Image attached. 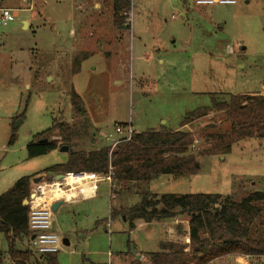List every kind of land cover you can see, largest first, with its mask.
I'll return each instance as SVG.
<instances>
[{"label": "rangeland", "instance_id": "obj_1", "mask_svg": "<svg viewBox=\"0 0 264 264\" xmlns=\"http://www.w3.org/2000/svg\"><path fill=\"white\" fill-rule=\"evenodd\" d=\"M0 3L15 17L0 26V195L22 177L47 180L46 168L67 161L58 150L27 157L31 138L54 121L78 130L71 150L113 149L121 139L116 125L130 124L138 133L176 131L187 113L211 105L213 95L224 99L264 86V0L212 7L194 0H131L122 28L114 26L112 0ZM207 123L222 132L229 128L221 114L208 115L199 127ZM12 128L15 141L9 144ZM198 163L196 175L162 176L135 189L138 195L112 199L109 183L101 180L92 199L60 205L52 229L69 245L57 253V263L143 262L146 253L158 250L167 229L186 227L184 215L135 221L131 230L121 218L110 220V211L134 205L143 192L219 194L236 201L264 192L263 140L239 142L225 156H203ZM14 247L27 249V239ZM8 251L0 233L2 264H12ZM33 256L32 264H44ZM236 258L209 264H239ZM249 261L264 264V256Z\"/></svg>", "mask_w": 264, "mask_h": 264}, {"label": "trees", "instance_id": "obj_2", "mask_svg": "<svg viewBox=\"0 0 264 264\" xmlns=\"http://www.w3.org/2000/svg\"><path fill=\"white\" fill-rule=\"evenodd\" d=\"M1 4V3H0ZM131 0H112L114 26L122 28V13L129 12ZM74 100H77L75 97ZM75 105L78 112L80 108ZM210 114H221L229 128L224 132L213 123L199 127ZM193 127L194 130L183 127ZM126 126V125H122ZM77 129L65 121H54L50 128L34 135L26 146L27 157L47 155L61 146L72 148ZM86 134L83 133V136ZM257 139L264 141V86L256 93L213 95L211 105L187 113L181 129L170 132H133L129 140L98 150H71L67 161L48 167L44 175L51 181L67 173L106 175L112 169L111 198L136 194L162 176L191 177L198 173V158L225 156L234 144ZM15 141V132L9 144ZM32 180L22 177L0 195V233L9 244L12 264H32L34 254L27 248L15 249L16 241L30 237L28 206ZM264 192L248 193L239 201L219 194L157 195L143 192L131 206L110 211V220L121 218L134 228L135 221L146 224L188 218L186 227L176 224L158 250L146 253V261L135 264H209L223 257L264 256ZM39 256L44 264H58L56 254ZM0 264L2 256L0 255Z\"/></svg>", "mask_w": 264, "mask_h": 264}, {"label": "built area", "instance_id": "obj_3", "mask_svg": "<svg viewBox=\"0 0 264 264\" xmlns=\"http://www.w3.org/2000/svg\"><path fill=\"white\" fill-rule=\"evenodd\" d=\"M238 0H194V4L199 7L212 6H233ZM15 17L13 10L0 6V26L6 27L14 22ZM134 130L130 124L126 126L116 125L115 133L120 135L122 140H129ZM117 144V143H116ZM112 169L109 168L106 175L95 173H67L60 180L53 178L48 181L41 178L37 184H33L31 194L33 198L28 202V228L30 237L27 239V248L34 255L56 254L61 251L63 239H60L52 230L53 212L52 204L63 201L65 199L56 197V191L61 193H69L72 196L71 200L92 199L96 192L98 183L101 180H106L112 187ZM33 237V238H32ZM144 260L143 256H140ZM237 263L252 264L248 257L237 256Z\"/></svg>", "mask_w": 264, "mask_h": 264}, {"label": "water", "instance_id": "obj_4", "mask_svg": "<svg viewBox=\"0 0 264 264\" xmlns=\"http://www.w3.org/2000/svg\"><path fill=\"white\" fill-rule=\"evenodd\" d=\"M1 6V5H0ZM25 25V24H24ZM26 26V25H25ZM59 153H62V154H66L68 155L70 152H71V149L68 148V146L64 145V146H61L59 149H58ZM63 177V175H57L55 178L56 180H60L61 178ZM41 181V177H37V178H34L32 180V184H37ZM33 198V194L30 195L29 199ZM28 200H24L23 201V205L25 206H28ZM64 204V201H59V202H56L54 204H52L51 206V210L52 212H55L57 210V208L60 206V205H63ZM33 238V237H32ZM63 245L64 246H68V241L66 239H63Z\"/></svg>", "mask_w": 264, "mask_h": 264}, {"label": "crops", "instance_id": "obj_5", "mask_svg": "<svg viewBox=\"0 0 264 264\" xmlns=\"http://www.w3.org/2000/svg\"><path fill=\"white\" fill-rule=\"evenodd\" d=\"M246 1V0H245ZM96 7H98V4H94V8H96ZM186 16H187V14H186ZM132 29V27L130 26V29H129V31ZM125 30H128V27H126V29ZM69 35H71V36H75V33H74V31L73 30H70V34ZM188 130H191L190 128H188ZM159 180H161V178H158L157 179V181H159ZM33 185V184H32ZM64 199V198H63ZM128 199V198H127ZM62 201V200H61ZM64 201V203H66V204H77V203H79V202H81V201H84V200H82V199H76V200H63ZM59 208V207H58ZM57 208V209H58ZM53 226V225H52ZM53 230V229H52ZM67 240V239H66ZM68 241V240H67ZM68 244H69V242H68Z\"/></svg>", "mask_w": 264, "mask_h": 264}, {"label": "bare ground", "instance_id": "obj_6", "mask_svg": "<svg viewBox=\"0 0 264 264\" xmlns=\"http://www.w3.org/2000/svg\"><path fill=\"white\" fill-rule=\"evenodd\" d=\"M57 195L56 196H62V198L66 199V200H71L72 196L74 195H70L69 193H61L60 191H56Z\"/></svg>", "mask_w": 264, "mask_h": 264}]
</instances>
